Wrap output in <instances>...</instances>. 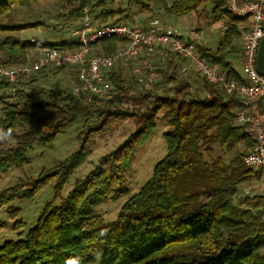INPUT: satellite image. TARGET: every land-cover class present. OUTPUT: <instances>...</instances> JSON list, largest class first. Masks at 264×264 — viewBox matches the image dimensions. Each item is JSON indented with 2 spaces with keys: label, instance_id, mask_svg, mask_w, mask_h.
I'll list each match as a JSON object with an SVG mask.
<instances>
[{
  "label": "trees",
  "instance_id": "16d2710c",
  "mask_svg": "<svg viewBox=\"0 0 264 264\" xmlns=\"http://www.w3.org/2000/svg\"><path fill=\"white\" fill-rule=\"evenodd\" d=\"M37 1L0 0V19L15 5L23 7ZM55 1L62 4L58 18L68 23L78 19L83 5H89L97 19L115 22L126 17L123 9L94 12L103 0ZM128 1L146 10L162 7L163 12L176 16L212 1V20H225L228 28L214 48L197 41L200 55L208 62H217L229 78L244 80L227 61L234 43L241 39L238 24L243 18L232 16L224 0ZM30 26L48 28L47 23L37 20L0 23V30L6 33L0 38V65L26 63L33 59L27 56L31 49L35 55L40 46L70 47L67 40L21 41L11 34ZM125 42L117 36L104 37L92 46V52L112 53ZM161 60L154 68V78L163 82L161 91L154 87L139 90L136 75L144 65L136 61L131 76H125L119 66L105 74L113 90L106 100H89L82 93H71L72 87L56 83L41 86L48 76H60L61 69L72 68L41 69L22 78L14 94L0 81V133L10 140L6 144L0 139V175L26 162L32 143L49 142L78 116L85 117L77 134L79 149L36 178L2 190L0 207L15 198H32L46 185L50 171L57 176L53 200L57 199L70 174L86 162L95 134L111 133L128 118L135 125V131L117 149L101 156L92 171L75 181L60 204L54 205L52 200L45 205L24 239H10L0 245V264H264L263 194L237 196L239 185L262 181V171L243 162L254 141L236 122L238 98L208 83L197 72L193 74L199 77L198 85L181 78L184 58L176 52L167 51ZM72 78L76 84L75 73ZM158 114L171 127L163 133L167 152L154 166L151 177L121 206L116 219L106 223L96 214V207L128 192L124 173L155 127ZM83 133L87 137H82ZM216 148L233 154L229 160L219 154L207 159ZM19 212L18 207L7 208L12 219ZM23 224L15 220L13 227Z\"/></svg>",
  "mask_w": 264,
  "mask_h": 264
},
{
  "label": "built area",
  "instance_id": "2783aa9c",
  "mask_svg": "<svg viewBox=\"0 0 264 264\" xmlns=\"http://www.w3.org/2000/svg\"><path fill=\"white\" fill-rule=\"evenodd\" d=\"M224 1L232 16L245 18L238 24L242 33L243 81L229 78L217 62H208L200 55L196 42L207 43V39L196 29L188 30L184 37L183 33L166 27L157 17H146V22L141 24L130 20L105 21L94 18L89 5L80 8L77 20L69 21L67 41H70V47L60 44L40 46L35 57L26 63L0 65V81L9 85L14 94L15 86L22 78L41 69L72 68L77 83L72 86L71 93H82L89 100H106L113 94L105 75L112 68L135 69L134 62L141 63L144 71H138L136 83L139 89H145L151 87L156 79L152 55L158 53L162 59L167 51L176 52L184 58L180 66L182 73L197 72L208 83L238 98L239 106L234 110L236 122L254 141L252 150L243 157V162L247 167L262 171L260 192L264 197V118L261 117L264 115V75L256 70L257 49L264 33V0ZM219 24L222 34L228 28V23L221 20ZM108 36H117L126 42L112 53H93L92 46ZM258 102L259 109L255 107Z\"/></svg>",
  "mask_w": 264,
  "mask_h": 264
},
{
  "label": "rangeland",
  "instance_id": "374dc122",
  "mask_svg": "<svg viewBox=\"0 0 264 264\" xmlns=\"http://www.w3.org/2000/svg\"><path fill=\"white\" fill-rule=\"evenodd\" d=\"M95 1L96 0H93V2ZM212 6L213 2L208 1L189 14L176 16L163 12L162 7L152 6L146 10V8L142 6L140 7L129 3L128 0H103V5L97 7L94 12H98L100 10L120 11V9H123L125 10L124 16L126 17L125 19L122 18V21L130 20L139 24H141L142 18L157 17L166 27L170 26L174 32L183 33L184 37L187 36L188 30L195 29L199 26L198 31L200 35L210 39L207 44H211L216 47L221 34V27L219 22H215L211 18ZM61 10L62 4L55 0H39L37 2H31L30 5L23 7L15 5L8 16L6 15L0 19V23L20 24L34 20L43 21L48 24V28L45 26H30L22 28L20 31H12L11 34L17 35L21 41H27L30 38H34V40L39 39L47 42H60L62 40H69L67 32V26L69 23L64 22L61 18H58ZM4 35H6V33L0 30V38ZM34 51V49H31L29 55H27L29 59L35 57L33 55ZM151 61L153 69L161 65L162 62L158 53L152 55ZM236 68L242 72L240 64H237ZM61 70L62 72L60 76H48L41 82V86L49 87L56 83L58 86L64 85L71 88L73 84H75V81L72 78L75 72L72 69ZM139 70L144 71L142 68H139ZM132 71V68L123 69L125 76H131ZM194 76L196 79L193 78ZM180 77L188 79L195 85L199 84V77L196 74H193V72H190V74L181 72ZM162 84L163 82L160 78L156 77L154 84L149 88L154 87L157 88L156 90H160V86ZM28 91L33 92V90ZM84 120V116H78L72 123L68 124L64 129L56 134L49 142L32 143L26 151L27 161L22 163L21 166L18 165L17 167H13L0 175V192L8 187L20 184L32 177L36 178L42 170L46 171L52 169L57 163L68 158L73 152L78 150L80 147V140L78 139L77 134L82 131ZM170 129V125L162 118L161 114H158L155 118V127L152 132L149 133L147 139L139 145L140 147L131 166L124 173V181L126 186H128V192L117 199L107 200L96 207V214L98 217H102L104 222L107 223L114 221L121 206L131 196L137 193L141 188V185H143L151 177L154 166L165 156L167 152L163 133ZM134 131L135 125L132 120L128 118L111 133L103 136L95 134L91 140V152L89 153L86 162L78 166L73 173L70 174L68 181L63 187L60 197L57 199L53 200V189L57 176L50 171L48 172L49 176L47 177L46 185L32 198H15L7 205L0 207V222L3 223V226L0 228V245L6 240L24 239L29 229L36 225L39 214L43 211L48 202L53 200L54 205L60 204L62 199L72 190L77 179L83 178L86 174L92 171L101 156L117 149L118 146L121 145ZM83 136L87 137L85 133H83L82 137ZM0 139L5 141L6 144L10 141L6 140L1 133ZM241 147L242 146H238L237 149H242L243 147ZM216 154H219L226 160H229L233 152H227L222 148H216L213 154L207 155L206 158L210 159ZM261 185L262 183L260 181H248V183L241 184L239 185L237 196L241 198L244 194L249 195L259 193ZM11 206L20 208V212L15 219L10 218L7 214V208ZM15 220L23 221V226L15 229L13 227Z\"/></svg>",
  "mask_w": 264,
  "mask_h": 264
},
{
  "label": "crops",
  "instance_id": "0c3cea01",
  "mask_svg": "<svg viewBox=\"0 0 264 264\" xmlns=\"http://www.w3.org/2000/svg\"><path fill=\"white\" fill-rule=\"evenodd\" d=\"M146 20H147V18H142V20H141V23H145L146 22ZM196 30H199V26H197L196 28H195ZM220 36H221V34H220ZM220 38V37H219ZM207 39V42H209V38H206ZM207 44V43H206ZM208 46H210V47H215L214 45H211V44H207ZM233 51L228 55V59H227V61L240 73V74H242L243 75V70H242V72H240L237 68H236V65L237 64H240L241 65V69H242V61L243 60H241V53H242V40L240 39V40H238L236 43H234V46H233ZM192 74V73H191ZM189 76V75H188ZM194 79H196V77L194 76L193 77ZM261 117L262 118H264V115H261Z\"/></svg>",
  "mask_w": 264,
  "mask_h": 264
},
{
  "label": "water",
  "instance_id": "95a60500",
  "mask_svg": "<svg viewBox=\"0 0 264 264\" xmlns=\"http://www.w3.org/2000/svg\"><path fill=\"white\" fill-rule=\"evenodd\" d=\"M256 70L259 74L264 75V33L260 39L256 54Z\"/></svg>",
  "mask_w": 264,
  "mask_h": 264
},
{
  "label": "bare ground",
  "instance_id": "6f19581e",
  "mask_svg": "<svg viewBox=\"0 0 264 264\" xmlns=\"http://www.w3.org/2000/svg\"><path fill=\"white\" fill-rule=\"evenodd\" d=\"M243 19H245V18H243ZM243 19H242V21H243ZM254 146V145H253ZM256 169V168H255Z\"/></svg>",
  "mask_w": 264,
  "mask_h": 264
}]
</instances>
